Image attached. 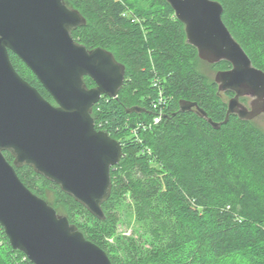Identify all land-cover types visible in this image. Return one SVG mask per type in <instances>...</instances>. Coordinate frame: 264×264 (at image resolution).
I'll list each match as a JSON object with an SVG mask.
<instances>
[{"label": "trees", "instance_id": "trees-1", "mask_svg": "<svg viewBox=\"0 0 264 264\" xmlns=\"http://www.w3.org/2000/svg\"><path fill=\"white\" fill-rule=\"evenodd\" d=\"M63 1L85 20L73 39L110 52L124 66L117 98L102 96L91 112L95 129L118 141L123 157L110 171L102 220L28 166L15 168L21 183L66 216L111 264H264V132L253 121L226 119L233 93L217 95L213 79L197 68L203 61L171 7L164 0ZM212 1L253 67L264 72V0ZM9 58L54 104L31 71L13 53ZM208 65L215 72L230 69L224 61ZM154 78L171 99L159 124L137 128L154 114ZM84 82L94 86L87 77ZM180 100L195 103L206 117L179 112ZM134 106L148 113L126 114ZM122 224L129 235L117 231ZM0 264H31L11 248L1 226Z\"/></svg>", "mask_w": 264, "mask_h": 264}, {"label": "water", "instance_id": "water-1", "mask_svg": "<svg viewBox=\"0 0 264 264\" xmlns=\"http://www.w3.org/2000/svg\"><path fill=\"white\" fill-rule=\"evenodd\" d=\"M164 1L201 61L229 63V70L217 71L213 78L217 95L233 93L226 119L235 115L253 121L264 114V72L253 67L223 24L221 5L212 0ZM84 24L63 0H0V226L11 248L31 264H111L103 250L30 192L15 172L30 167L92 216L104 218L101 207L111 193L110 171L123 153L118 141L95 129L91 112L102 96L117 98L124 66L110 52L88 50L73 39V31ZM9 52L54 104L19 76ZM85 77L93 87L85 85ZM242 98L250 99L248 107ZM178 111L206 117L195 103L184 100ZM132 113L148 112L134 106L126 110Z\"/></svg>", "mask_w": 264, "mask_h": 264}, {"label": "built area", "instance_id": "built-area-1", "mask_svg": "<svg viewBox=\"0 0 264 264\" xmlns=\"http://www.w3.org/2000/svg\"><path fill=\"white\" fill-rule=\"evenodd\" d=\"M152 86L156 90V95L152 100H150L149 107L151 108V110L154 111V114L152 115L151 122L147 124L140 123L138 124L137 128L139 127V128L146 129V128H150L152 125L159 124L163 118L162 115H163L164 108L167 106L168 102L171 99L164 94V91L161 87V84L158 78L153 79ZM135 132L136 130H134V133Z\"/></svg>", "mask_w": 264, "mask_h": 264}, {"label": "rangeland", "instance_id": "rangeland-1", "mask_svg": "<svg viewBox=\"0 0 264 264\" xmlns=\"http://www.w3.org/2000/svg\"><path fill=\"white\" fill-rule=\"evenodd\" d=\"M197 68L202 72L204 73L209 79H213L214 78V75H215V71L207 64V63H198L197 64ZM241 102V100H240ZM243 104V103H242ZM246 106V104H244ZM254 124L260 128L263 132H264V115H259L258 117H256L254 120H253ZM51 199V197H49V200ZM59 215H62V214H59ZM64 216V215H62ZM117 231L121 234H124V235H129L130 234V231H131V228L126 226L125 224H122V225H119L118 228H117Z\"/></svg>", "mask_w": 264, "mask_h": 264}, {"label": "flooded vegetation", "instance_id": "flooded-vegetation-1", "mask_svg": "<svg viewBox=\"0 0 264 264\" xmlns=\"http://www.w3.org/2000/svg\"><path fill=\"white\" fill-rule=\"evenodd\" d=\"M240 100H241V103H243V105L246 104V106L248 107V104L250 102V99L249 98H242ZM262 115H264V114H262Z\"/></svg>", "mask_w": 264, "mask_h": 264}]
</instances>
